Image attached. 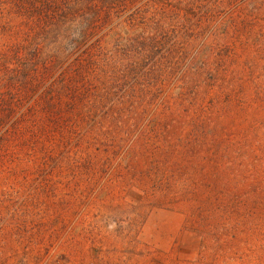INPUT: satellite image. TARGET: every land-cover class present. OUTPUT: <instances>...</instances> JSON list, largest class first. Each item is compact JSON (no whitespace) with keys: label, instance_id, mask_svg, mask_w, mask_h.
I'll return each instance as SVG.
<instances>
[{"label":"rangeland","instance_id":"rangeland-1","mask_svg":"<svg viewBox=\"0 0 264 264\" xmlns=\"http://www.w3.org/2000/svg\"><path fill=\"white\" fill-rule=\"evenodd\" d=\"M115 7L0 0V264H264V0Z\"/></svg>","mask_w":264,"mask_h":264},{"label":"trees","instance_id":"trees-1","mask_svg":"<svg viewBox=\"0 0 264 264\" xmlns=\"http://www.w3.org/2000/svg\"><path fill=\"white\" fill-rule=\"evenodd\" d=\"M122 1L128 0H13V3L16 8L15 16L17 17L20 13L24 12L29 18V20L28 18L26 19L29 21V29H32V25L35 26L33 27V33L37 32L40 35L49 33L56 27L60 28L62 22L67 19L69 24L66 28L73 33L76 31L81 36L75 43L77 46L83 43V46L89 40L90 34L95 33L100 26L102 17L109 20L115 11L119 10V7L115 6ZM174 7L179 10L177 5ZM127 9L126 7L124 11ZM11 15L10 21H14V14ZM95 19L98 21H95ZM5 33L11 36L17 34L12 32V30H7ZM81 40L82 43L80 44ZM11 41L15 43L12 47L10 45L9 48L20 50L17 54H13L17 59L22 60L24 58L22 50L29 47V39H19V42H17L18 38H11ZM93 47L95 54L92 55L90 52V57L91 59H96L98 57L96 51L102 47L96 46L95 43H93L91 48ZM39 49L40 47L37 49V52H39ZM21 71H24V67H22Z\"/></svg>","mask_w":264,"mask_h":264}]
</instances>
